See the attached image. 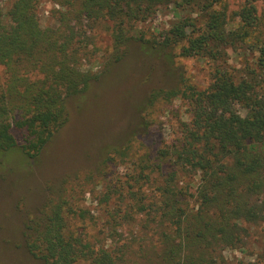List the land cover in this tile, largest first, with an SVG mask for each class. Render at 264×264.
Segmentation results:
<instances>
[{
  "label": "trees",
  "instance_id": "16d2710c",
  "mask_svg": "<svg viewBox=\"0 0 264 264\" xmlns=\"http://www.w3.org/2000/svg\"><path fill=\"white\" fill-rule=\"evenodd\" d=\"M2 1L0 63L7 78L0 84L1 177V171L17 170L21 157V164L40 157L69 119L68 100L87 92L98 78L81 68L88 32L97 25L111 24V64L121 61L133 42L142 57H158L168 66L193 55L215 63L207 88L185 83L180 74L179 84L154 85L141 101L147 110L160 99L184 98L191 114L180 135L158 151L159 160L172 165L154 195L131 190L132 202L108 211L115 222L122 212L124 218L141 214L143 234L114 246L98 244L68 229L76 209L65 201L46 203L42 217L23 233L28 252L44 264H264V249L253 260L232 261L223 253L232 249L247 256L251 229L264 222V18L257 0L239 7L234 29L228 28L225 0H56L62 7L56 11L57 27L41 26L39 0H10L6 11ZM163 5L172 7L175 19L169 29L146 37L140 25ZM250 41L254 66L231 65L229 51ZM153 69L147 80H153ZM138 80H128L124 94L138 90ZM122 104L129 109L133 102ZM107 110L99 107L96 114L103 120ZM13 126L27 132L23 146ZM104 130L97 125L96 140ZM149 168L142 165L133 178L149 181ZM181 175L197 177L196 187L180 186ZM110 199L108 191L104 200ZM147 230L155 235L153 242Z\"/></svg>",
  "mask_w": 264,
  "mask_h": 264
},
{
  "label": "rangeland",
  "instance_id": "374dc122",
  "mask_svg": "<svg viewBox=\"0 0 264 264\" xmlns=\"http://www.w3.org/2000/svg\"><path fill=\"white\" fill-rule=\"evenodd\" d=\"M243 2L245 0H225L228 28H236L239 21L236 12ZM38 4L42 27L60 25L55 15L62 7L56 0H39ZM2 5L6 11L10 0H3ZM257 6L264 18V0H257ZM174 19L172 7L163 5L140 26L146 37H150L162 29H169ZM110 27V22L102 23L88 32L90 39L81 68L95 73L98 78L87 92L68 100L67 123L53 135L38 159H24V164H21V157L17 170L7 174L1 171L4 173L3 177L0 176L1 264H44L28 252L22 241L26 228L42 217L41 209L46 203L65 201L76 209L75 214L66 218L68 229L74 235H81L98 244L114 246L121 240L130 239L135 233L143 234L141 214L124 218L122 212V218L115 222L108 211L117 209L119 203L132 202L131 190L154 195L160 179L163 180L172 165L170 161L161 162L158 151L180 135L182 122L189 121L191 114L188 101L184 98L160 99L146 111L141 101L154 85L171 87L179 84L180 74L185 83L198 89L207 88L215 63L193 55L179 56L174 66H168L158 57H142L138 42H133L128 54L121 61L111 64L113 44ZM255 56L250 41L238 43L237 48L229 51L228 60L236 67L254 66ZM150 68L154 75L152 81L147 80ZM127 76L130 79L137 76L140 84L138 90L132 88L124 94L126 86H129ZM6 78L5 67L0 63V84L5 83ZM124 100L127 105L132 102L133 105L125 108L122 104ZM99 107L108 109L103 120L96 114ZM240 111L242 114L246 112L242 108ZM98 124L105 132L96 140ZM12 132L18 144L23 146L27 141V132L16 126L12 127ZM12 158L9 156V160ZM159 162L160 168L156 167ZM142 165H150L146 170L147 173L151 171L149 181L135 179ZM179 179L180 186L188 187L192 183L191 186L196 187L198 182V178L193 176L181 175ZM108 191L111 192V199L106 202L104 196ZM191 203L194 201L191 200ZM122 207L125 208L124 205ZM147 236L149 242H153L155 235L151 231L147 230ZM6 239L11 242H5ZM247 242V256L232 249L223 253L232 261L243 257L253 260L264 249V222L252 227Z\"/></svg>",
  "mask_w": 264,
  "mask_h": 264
}]
</instances>
